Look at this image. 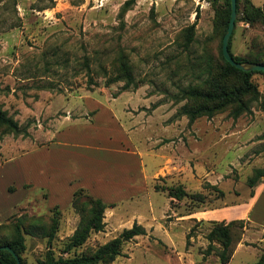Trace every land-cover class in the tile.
I'll use <instances>...</instances> for the list:
<instances>
[{"label": "rangeland", "instance_id": "1", "mask_svg": "<svg viewBox=\"0 0 264 264\" xmlns=\"http://www.w3.org/2000/svg\"><path fill=\"white\" fill-rule=\"evenodd\" d=\"M125 1L0 0V108L20 130L0 124V204L22 193L23 163L37 167L46 157L50 163L60 151L67 160L60 164L63 178L52 169L40 178L34 175L40 185L27 187L29 194L0 235L9 236L21 214L26 225L37 220L48 228L58 210L52 240L57 256L80 219L62 191L70 175L68 161L98 156L104 162L126 160L134 175L143 167L147 189L130 196L114 193V201L106 203L103 230L92 232L76 252L89 254L142 222L151 229L124 242L112 264H221V246L208 235L215 222L229 220L198 221L187 215L251 195L255 185L248 180L264 169V74L252 76L259 95L247 111L234 117L229 108L190 122L179 112L192 104L180 99L181 90L210 87L206 81L223 65L219 12L224 0H135L122 11ZM250 2L264 5V0ZM243 8L240 0L230 52L264 61V24L260 18L242 20ZM192 24L194 34L186 45L185 29ZM122 61L133 77L128 88L125 80L106 81ZM71 143L84 146L70 148ZM117 149L136 150L140 160ZM52 182L59 185L55 193ZM9 185V193L17 189L10 197L4 192ZM177 186L193 199L171 198L161 190ZM245 227L231 230L233 253L227 264H254L264 251V231ZM25 239L23 259L41 264L47 239Z\"/></svg>", "mask_w": 264, "mask_h": 264}, {"label": "trees", "instance_id": "2", "mask_svg": "<svg viewBox=\"0 0 264 264\" xmlns=\"http://www.w3.org/2000/svg\"><path fill=\"white\" fill-rule=\"evenodd\" d=\"M135 0H126L123 4L122 11H125ZM244 3V17L242 20H247L250 23L257 21L260 18L264 24V5L263 7H255L250 0H242ZM240 0H236V12L240 13L239 9ZM231 11L230 0H224V7L220 10L219 16L222 24V33L226 32ZM185 44H189L194 34V25H190L185 29ZM230 52V47L228 44ZM232 57L241 63L254 62L264 63L259 59H244L239 56L233 55ZM220 59L223 63L221 69L217 72V75L206 81L205 84H210V87H188L181 90L180 99H187L192 104L183 106L179 112L186 115L189 121L192 122L199 116L213 114L223 111L225 109L231 110L234 117H237L242 112L247 111L250 106L249 103L258 99L257 86L252 81V76L256 73L264 74V71H244L232 66L225 60L222 55L221 42H220ZM121 67L115 71L114 75L108 77L106 81L108 83L125 80L124 88H128L130 83H133V77L130 69L122 61ZM264 104V102H263ZM94 113L91 112V114ZM0 124L5 126L8 130L13 132H19L17 122L11 117L7 116L6 112L0 108ZM262 179H264V169H257L248 182L250 186H256ZM260 180L257 184L256 182ZM156 191L158 186L155 185ZM162 191H167V194L171 198H182L189 196L193 199V196L188 194L183 187H164ZM85 189L79 188L73 193L72 207L80 211L79 223L71 236L64 243L63 247L59 250V254L56 256L52 247V240L54 239L59 227L60 213L58 210L53 212L50 220V225L46 228L43 224L37 220L24 223L23 214L19 215L18 221L12 223V233L9 236L0 235V246L7 245L13 249L17 254L21 264H27L23 259L22 254L26 250L25 235L45 237L47 239V247L44 254V258L41 264H112L115 258L121 254V249L124 242L133 239L135 236L146 234L145 228L134 222L131 227L124 228L121 233L112 238L111 240L99 245L91 253L76 252L86 240L89 238L92 232H98L104 228V211L108 207L101 199L95 198L89 194H83ZM253 194V191L251 195ZM196 196V195H195ZM197 199L203 201L201 195H197ZM11 216L10 218L14 217ZM9 218V219H10ZM0 223L1 228H8L9 221ZM244 220L232 219L227 222H215V226L209 233V240H216L221 248L218 253L219 261L221 264L229 263L233 248L231 246V230L235 227L243 228ZM64 254H68L64 256ZM0 264H16V261L12 254L7 250L0 249ZM254 264H264V251L259 256L258 260Z\"/></svg>", "mask_w": 264, "mask_h": 264}, {"label": "crops", "instance_id": "3", "mask_svg": "<svg viewBox=\"0 0 264 264\" xmlns=\"http://www.w3.org/2000/svg\"><path fill=\"white\" fill-rule=\"evenodd\" d=\"M94 110L91 109L90 112ZM61 131L56 132L53 136L55 139L56 135H58ZM55 143V142H53ZM84 144H76L71 143L70 148L75 147V149H79ZM88 149L89 146L86 145ZM34 152H39V150L35 149ZM116 151L126 154L127 156H137L140 160V154L136 150H128V149H117ZM29 152H26L25 156ZM62 151L58 153V159L54 158L52 162L48 163L47 157L45 158V162L42 164H37V167H32L30 163L24 164L22 170L20 168L21 175L23 179L22 183V193H19V196H15L14 198L8 199L3 204H0V223L7 221L16 211L21 201L25 199V197L29 194L28 188L33 185H40L37 182V179L33 178L34 175L41 176L44 173V170L52 169L54 170L57 176L64 177L65 170L60 165L62 161V165L65 163L64 158L62 157ZM78 155L71 157L69 159V169L70 175H68L66 181L62 183L64 189H62L63 194L68 196L69 199L73 198V193L79 188H83L89 192L95 198L101 199L105 203H112V196L114 193L117 195L130 196L140 193L141 191H146L147 189V181L145 180V169L142 167L139 175H134L131 170V166L128 162L125 161H114L109 162L103 158L95 157L92 158L90 156ZM58 162L57 165L54 163ZM53 163V167L52 164ZM124 163V164H123ZM73 164V166H72ZM141 164V163H140ZM141 167V166H140ZM23 171V173H22ZM25 171V173H24ZM155 172V171H154ZM122 173L121 178L118 177L117 174ZM25 174V175H24ZM142 174V175H141ZM40 178V177H39ZM152 179V177L150 178ZM119 180V181H117ZM36 181V182H35ZM53 183V182H52ZM51 185V184H50ZM9 186L4 187V192L10 197L11 194L15 195L17 193V189L10 191ZM59 187L57 183H53L51 189L53 193H55V188ZM156 191V190H155ZM15 193V194H14ZM128 193V194H127ZM138 195V194H137ZM139 197V196H136ZM135 198V197H134ZM133 199V198H131ZM72 204V199H71ZM259 204V205H258ZM58 206V205H55ZM259 206V207H257ZM258 208V209H257ZM258 213H264V179H262L254 188L253 194L250 195L246 200L238 201L235 204L220 206L212 209H200L197 210L190 215H187L190 219H195L198 221L201 220H232V219H241L244 220L246 227L245 230H250L251 228H259L262 232L264 231V214L259 216ZM154 214V213H152ZM139 222V221H138ZM147 232L151 229L152 225L147 227L144 223H139ZM248 228V229H247ZM140 236V235H138ZM136 237V236H135Z\"/></svg>", "mask_w": 264, "mask_h": 264}, {"label": "water", "instance_id": "4", "mask_svg": "<svg viewBox=\"0 0 264 264\" xmlns=\"http://www.w3.org/2000/svg\"><path fill=\"white\" fill-rule=\"evenodd\" d=\"M230 2H231L230 19L226 32L224 33L222 38V46H221L222 55L227 62H229L232 66L238 69L244 71H264V63H254L249 61L241 63L236 61L229 52L228 49L229 39L232 34L236 19V0H230ZM0 249L9 251L14 257L16 264H21L17 254L13 251L11 247L4 245V246H0Z\"/></svg>", "mask_w": 264, "mask_h": 264}]
</instances>
